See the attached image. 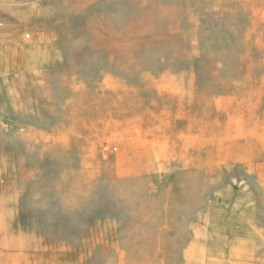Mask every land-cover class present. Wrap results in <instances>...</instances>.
<instances>
[{
  "label": "rangeland",
  "instance_id": "374dc122",
  "mask_svg": "<svg viewBox=\"0 0 264 264\" xmlns=\"http://www.w3.org/2000/svg\"><path fill=\"white\" fill-rule=\"evenodd\" d=\"M0 264H264V0H0Z\"/></svg>",
  "mask_w": 264,
  "mask_h": 264
},
{
  "label": "clouds",
  "instance_id": "9594fccd",
  "mask_svg": "<svg viewBox=\"0 0 264 264\" xmlns=\"http://www.w3.org/2000/svg\"><path fill=\"white\" fill-rule=\"evenodd\" d=\"M102 194L101 186L84 182L79 177L73 178L70 186L65 188L62 177L61 183L52 194H33L30 210L35 217L48 223H54L60 217L76 221L91 210Z\"/></svg>",
  "mask_w": 264,
  "mask_h": 264
}]
</instances>
